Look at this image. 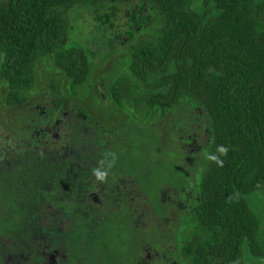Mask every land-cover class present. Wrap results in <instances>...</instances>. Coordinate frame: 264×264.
Masks as SVG:
<instances>
[{
	"label": "trees",
	"instance_id": "1",
	"mask_svg": "<svg viewBox=\"0 0 264 264\" xmlns=\"http://www.w3.org/2000/svg\"><path fill=\"white\" fill-rule=\"evenodd\" d=\"M101 1L0 0L5 105L25 102L24 93L35 84V64L47 56L72 85L88 81L86 55L80 47L66 45L68 14L77 5ZM147 1L162 22L154 35L131 44L128 73L112 81L110 98L122 106L132 96L133 81L159 77L154 94L146 97L149 104L168 109L188 98L201 108L211 146L200 176L194 236L185 253L191 264H247V255L264 264V217L255 204L264 190V0ZM8 139L14 140L15 151L29 148L5 133L1 149L7 148ZM96 140L94 148H103ZM36 154L38 160L42 154ZM6 158L4 154L0 180L14 197L6 201L9 191L1 194L0 188V198H5L0 199V264H38L42 236L67 228L62 213L71 210L72 188L64 182L48 184L45 192L28 183L22 153H15L11 162ZM56 159L52 153L41 164ZM51 190L63 202L46 199ZM93 222L97 232L100 222ZM117 229L111 224L104 230L114 246L121 244Z\"/></svg>",
	"mask_w": 264,
	"mask_h": 264
},
{
	"label": "flooded vegetation",
	"instance_id": "2",
	"mask_svg": "<svg viewBox=\"0 0 264 264\" xmlns=\"http://www.w3.org/2000/svg\"><path fill=\"white\" fill-rule=\"evenodd\" d=\"M79 115L74 108L64 112L48 129L52 136L35 143L25 141L29 147L25 150L15 151L12 139L7 148H0V166L4 154L9 162L15 153L23 154L28 183H37L45 192L48 184L64 182L72 188L71 210L62 213L67 228L42 236L38 264H191L184 247L194 236L200 210V172L207 146L197 144V137L189 143L187 152L196 169L193 174L180 155L171 160L170 155H158L148 165L134 155L135 149L113 148L102 123ZM96 136L97 144L103 145L97 150ZM1 137L0 132V145ZM37 152L42 154L38 160ZM52 153L56 162L41 164ZM97 173L103 177L98 178ZM7 186L0 180L1 194L9 191L4 196L10 201L13 193ZM49 193L52 195L45 198H51L50 202H63L52 190ZM95 218L100 222L97 232ZM111 224L118 227V246L111 245L104 232Z\"/></svg>",
	"mask_w": 264,
	"mask_h": 264
},
{
	"label": "rangeland",
	"instance_id": "3",
	"mask_svg": "<svg viewBox=\"0 0 264 264\" xmlns=\"http://www.w3.org/2000/svg\"><path fill=\"white\" fill-rule=\"evenodd\" d=\"M68 17L66 45H76L86 55L88 81L76 87L54 68L51 56L39 59L34 67L35 84L24 93L26 100L22 105H5L8 89L0 83L1 134L35 143L41 137L52 136L48 129L58 116L74 108L80 117L107 128L113 148L127 152L135 149L134 155L145 159L148 165L155 163L158 155H170V160L180 155L193 174L196 169L191 166L193 160L187 152L189 143L197 137V144L207 146L205 159L211 146L209 123L195 102L183 98L168 109L149 104L146 97L154 94V80L159 77L150 78L146 83L133 81L132 96L121 107L109 95L112 81L128 73L131 44L139 37L154 35L161 24L159 11L147 0H102L96 5H77ZM1 59L0 55V63ZM194 123L199 127L194 128ZM255 204L264 217V190ZM246 257L247 264H261L258 259Z\"/></svg>",
	"mask_w": 264,
	"mask_h": 264
},
{
	"label": "clouds",
	"instance_id": "4",
	"mask_svg": "<svg viewBox=\"0 0 264 264\" xmlns=\"http://www.w3.org/2000/svg\"><path fill=\"white\" fill-rule=\"evenodd\" d=\"M98 178H102L103 174L102 173H97Z\"/></svg>",
	"mask_w": 264,
	"mask_h": 264
}]
</instances>
